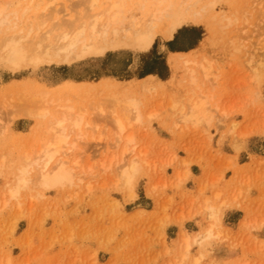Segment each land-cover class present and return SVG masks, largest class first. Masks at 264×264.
Returning <instances> with one entry per match:
<instances>
[{
    "label": "rangeland",
    "instance_id": "rangeland-1",
    "mask_svg": "<svg viewBox=\"0 0 264 264\" xmlns=\"http://www.w3.org/2000/svg\"><path fill=\"white\" fill-rule=\"evenodd\" d=\"M233 1L238 18L219 45L206 43L202 24L186 22L170 40L157 36L144 51L119 49L35 72L0 69V85L30 78L50 87L99 77L135 83L148 74L164 81V95L145 97V111L158 116L130 127L150 161L132 196L116 168L121 144L114 143L102 118L92 119L94 130L87 129L68 156L79 163L71 184L23 191L4 204L8 177L0 173V264H187L178 249L184 234L195 236L207 225L205 199L222 201V230L202 246L193 244L189 256L202 253L198 264H264V11L260 15L257 8L264 10V0H254L257 7L251 0ZM247 3L254 8L242 13ZM216 9L228 11L224 4ZM170 51L216 55L218 64L203 87L225 114L213 112L207 126L173 124L164 102L181 87V74L167 81L173 74ZM31 124L12 119L11 138Z\"/></svg>",
    "mask_w": 264,
    "mask_h": 264
},
{
    "label": "bare ground",
    "instance_id": "bare-ground-1",
    "mask_svg": "<svg viewBox=\"0 0 264 264\" xmlns=\"http://www.w3.org/2000/svg\"><path fill=\"white\" fill-rule=\"evenodd\" d=\"M219 4L226 5L228 11H217ZM252 5L247 3L242 13L257 7ZM257 8L261 15L263 8ZM238 14L233 0H0V69L35 72L40 67L71 64L119 49L144 51L157 36L170 40L186 22L202 24L209 33L206 43L219 45L220 41L225 43L223 39ZM215 56L190 55V51L169 55L173 74L167 81L174 80L177 71L181 74V87L172 90L164 102L175 126H207L215 112L225 114L203 87V79L218 64ZM262 70L254 75L257 85L262 82ZM163 85L164 81L154 80L150 74L135 83L99 77L95 81L67 79L50 87L30 78L0 85V113L6 115L0 116V123L5 119L0 130V173L5 171L8 177L1 194L3 203L18 198L23 191L62 187L78 179V160L68 156L77 141L85 138V131L94 130L95 117L105 119L114 143L121 144L116 168H120L119 180L132 196L137 176L150 161L147 152L138 148L130 127L158 116L156 111H145V97L164 95ZM12 119L32 124L11 138ZM233 127L234 123L232 131ZM203 202L207 225L195 236L184 234L182 248L176 245L187 264H198L202 257V253L189 256L193 244L202 246L222 230V201L220 205L209 199Z\"/></svg>",
    "mask_w": 264,
    "mask_h": 264
},
{
    "label": "crops",
    "instance_id": "crops-1",
    "mask_svg": "<svg viewBox=\"0 0 264 264\" xmlns=\"http://www.w3.org/2000/svg\"><path fill=\"white\" fill-rule=\"evenodd\" d=\"M176 52H180V51H170V52H169V55H170L171 53H176Z\"/></svg>",
    "mask_w": 264,
    "mask_h": 264
}]
</instances>
